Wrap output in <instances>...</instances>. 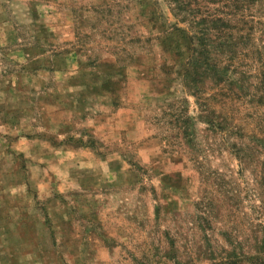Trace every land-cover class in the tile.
Here are the masks:
<instances>
[{
    "label": "rangeland",
    "instance_id": "1",
    "mask_svg": "<svg viewBox=\"0 0 264 264\" xmlns=\"http://www.w3.org/2000/svg\"><path fill=\"white\" fill-rule=\"evenodd\" d=\"M182 1L0 0V264L262 255L264 0L216 82Z\"/></svg>",
    "mask_w": 264,
    "mask_h": 264
},
{
    "label": "trees",
    "instance_id": "2",
    "mask_svg": "<svg viewBox=\"0 0 264 264\" xmlns=\"http://www.w3.org/2000/svg\"><path fill=\"white\" fill-rule=\"evenodd\" d=\"M213 2H219V0H211ZM221 1V0H220ZM234 1L233 7L239 9V0ZM183 3L179 4L180 9L184 10L185 15L190 17V21L194 23L196 28V35L189 36L191 38V49L193 54L198 57V62H202L203 58L205 64L210 67V70L205 69V74L214 77V80H222L223 76L228 74L230 62L236 56L235 36L229 31L236 26L232 22L228 14L219 15V10L216 6L211 7L206 11H202L201 0H183ZM216 7V8H215ZM213 51L217 56L222 55L224 63L219 65L215 62L210 61L211 59L204 55L210 54ZM222 73H219V72ZM212 77V78H213ZM260 256H251V258H233V259H222L219 262L210 264H264V252ZM140 264V263H139Z\"/></svg>",
    "mask_w": 264,
    "mask_h": 264
}]
</instances>
